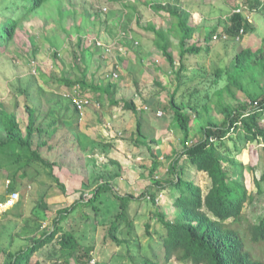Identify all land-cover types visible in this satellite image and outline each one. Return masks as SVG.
<instances>
[{
    "label": "crops",
    "instance_id": "0c3cea01",
    "mask_svg": "<svg viewBox=\"0 0 264 264\" xmlns=\"http://www.w3.org/2000/svg\"><path fill=\"white\" fill-rule=\"evenodd\" d=\"M244 1L81 0L77 3L80 9H85L86 17L83 20L86 21V18L89 17L88 24L95 29L90 34L93 36L92 38L81 35L73 42L74 40H70L68 35L67 38L61 40L64 48L52 49L47 60L38 62L30 57L26 63L21 60L14 61L17 68L16 74L19 75L14 79L25 80L26 85H21L23 89H19V91L16 88L12 91L9 87L4 96L0 91V103L7 100L11 93L21 94L29 90L27 94L30 96H26L25 101L29 108L35 110L36 129L38 130L36 134L45 131L43 134L49 137L47 141L41 140L35 147L33 143V150L46 148V150L56 151L62 155L73 152L82 155L85 159L83 171L85 169L87 171L83 172V175L80 174L79 168H74L65 171L66 174L61 172V178L58 177L65 196H84L86 193H93L98 185L110 183L112 194L119 196L120 188L126 192L120 195L121 197H132L136 189L146 186L147 193L148 191L156 193L154 200L161 194L162 197L159 200L161 203L167 195L170 197V193L173 191L178 193V190L171 185H166L159 191L156 181L169 180L167 183H170L175 177H180L185 181L200 179L198 181L201 186L204 183L207 184L206 176L197 172L193 167L194 171L189 169L186 156H182L185 143L183 134L175 122L174 110L170 104L171 98L174 96L167 97L170 91L169 82L173 77L177 79L176 87L171 95H174L178 90V85L186 82L181 79V72L185 69L184 63L177 62L175 58L183 60L188 56L201 57L202 59L215 57L217 62L214 66H217L221 58L224 57L219 51L220 48L227 46V55L231 54V37L225 33V30L230 26V17L233 11L243 6ZM103 8L107 9L106 13H101ZM66 9V6L58 8V17H60V12ZM69 10L66 12L68 15L71 12ZM247 13L243 15L254 27L253 13ZM94 16L99 21H106V23H103L102 26L99 24V28L95 27L97 19L94 20ZM103 17L104 19H102ZM179 17L187 18L185 27L187 30L193 31L192 38L186 40L184 48L194 45L202 49L199 54L181 56V39L185 28L179 27ZM61 32L58 31L56 34ZM218 33L227 34L229 40L219 41L220 43L211 41V36ZM123 34L126 35L125 38H123ZM159 34L161 35L159 36ZM58 37L60 38L59 35ZM69 41L72 42L69 43ZM86 41H90L89 43L92 45H85ZM95 41L108 47L110 52L105 53L103 49L96 47ZM136 42L137 46H135ZM163 48L166 49V54ZM119 49H123V51L121 52ZM61 50H64V54ZM55 54L60 56L59 63ZM50 56L54 58H50ZM153 58H158L159 63H154ZM49 60L53 64L51 70L58 74V79L55 78L52 85H43L45 81L38 82L37 79L40 73L45 72V64ZM196 60L199 61V59ZM179 65L178 73L174 74ZM204 65L207 69L211 68L209 61ZM201 68L200 65L191 64L190 67L187 66V74H198L204 70ZM217 71H221L222 76L228 73L221 70V67H218ZM114 72L118 75L117 79L110 77ZM179 76L181 77L179 78ZM33 78L35 85H27ZM215 86L217 93L228 85ZM72 92H78L81 97L91 101V105L85 109L82 115L75 110L73 101L64 96L66 93ZM180 100L181 98L177 97L175 102L181 104ZM34 103H39L36 108L33 107ZM96 103L99 104V107L95 106ZM124 103H132L135 110H126ZM41 105L47 110L42 115L40 114L43 109ZM187 109L184 110V113L188 111ZM158 112H161L162 115L157 116ZM197 114L199 113H196L199 118ZM39 115H41V119ZM191 123L189 138L185 142L193 140L192 134L196 136L191 131ZM138 126L142 136L136 134ZM200 130L196 131L198 136L201 134ZM36 138H39V135ZM261 142L262 140L259 139V142L254 143V146L257 147L261 144L263 146ZM105 149H108L110 153H106ZM107 157L110 158L108 163ZM42 158L44 157L42 156ZM52 163L55 164V162ZM59 165L57 163V166L61 167ZM111 165L118 169L117 173L113 174L115 175L114 179H110L113 176L110 173L105 175L99 173L102 168L106 170L112 168ZM148 165H152L150 170L154 166L157 170L163 169L168 177L153 175L154 178L158 177L157 180L152 177L151 181L147 182L146 180L131 182L126 179L130 178L129 174H135L134 168L146 169ZM119 170L123 171V174ZM90 180L92 186L87 189L86 183ZM113 186L116 187L113 188ZM13 187H15V191H18L15 185ZM73 212L68 214L66 219Z\"/></svg>",
    "mask_w": 264,
    "mask_h": 264
},
{
    "label": "rangeland",
    "instance_id": "374dc122",
    "mask_svg": "<svg viewBox=\"0 0 264 264\" xmlns=\"http://www.w3.org/2000/svg\"><path fill=\"white\" fill-rule=\"evenodd\" d=\"M79 1L81 0H50L38 12L29 15L19 25L14 41L7 45L0 44V91H2L1 94L3 96L6 95L7 88L9 87L12 91H14V88L19 91V89H23L21 85H26L25 80L20 79L18 81L14 79L19 77V75L16 74L17 68L14 65V61L21 60L26 63L27 59L30 57L38 62L47 60L48 54H50L52 49H58V47L61 49L64 48L62 47L61 40L67 38L68 35L70 40H74L73 42L81 35L90 38L93 37L90 36V34L94 32L95 29L88 24L89 17L86 18L87 22L83 20L86 17L85 9H80L77 3ZM24 4L28 6L30 1H24ZM64 6H66L67 9L60 12V17H58V8L61 9ZM75 6L77 7L74 8ZM242 7L246 6L243 5ZM68 9L71 11L69 15L66 13ZM247 11L249 12L250 10L247 9ZM252 13V18L255 23L254 32L248 35L245 34V37L243 39L241 38L238 42L231 40V56L227 55V46L220 48L219 51L224 57L221 58L217 66H214L217 62L215 57L212 59H202L201 57L195 58V56H188V58L183 60L175 58L177 62L179 61L181 64L182 62L184 63L185 69L181 72L182 77L179 76V78L181 77V79L186 80V82L178 85V90L175 91L174 95H171V92L176 87L175 83L177 80L173 77L172 81L169 82L170 91L167 97L170 98V96H174L175 100L179 97L181 98L180 101L185 103L189 108L186 113H188L191 118V131L196 134V136L192 134L191 138L193 137V140H191V144L202 139V134L198 136L196 131L201 129L200 125L202 126V122L204 123L208 119L205 114V108L207 109L209 117H211L215 123L220 124L223 122L224 118L218 105H225L232 108L246 106L244 102V100L247 99L246 97H248V99H254L259 96L262 89H264V79L262 77H257L259 81V83H257L252 82L251 77L253 76L249 75L242 78L244 92L231 87V91L234 95L233 97H231L227 91L220 89L223 93L221 100H219L221 92L216 93L217 90L215 89V85H221L222 87L228 85L229 82L237 78V75L233 71V66L234 55L238 51L249 46L253 50L261 47L264 38V16L255 11H251V14ZM23 14L24 9L21 2H16V0H0V32L7 27L8 20L18 19ZM95 19H97L96 16H94V20ZM102 19H104V17ZM103 23H106V21H99L97 19V26L95 27L99 28ZM57 30L62 31L58 34L60 38L56 34V32H58ZM71 42L72 41H69V43ZM89 42L90 41H86L85 45H92V43ZM61 52L64 54V50H61ZM55 55L59 63L60 56L59 54ZM50 58L54 57L50 56ZM196 59H199V61ZM207 61L211 64L210 69H207L204 65ZM191 64L195 66L200 65L202 66L201 69L204 70L201 71L200 69V73L188 75L187 66L190 67ZM45 65V72L39 74L37 81H45L43 85H52L54 84L53 81L55 78L58 79V74L51 70L53 64H51L50 60L47 61ZM179 67L180 65L174 74L178 73ZM218 67H221V70L228 73L218 77ZM33 81L34 78L29 81L31 84L29 83L27 85H35ZM28 92L29 90L23 92L24 94L11 93V96L9 95L7 100H3L2 103H0V113L1 111L14 113L23 132L27 125V112L25 108L28 106L25 98L26 96H30L27 94ZM38 104L39 103H34L33 107L35 106L36 108ZM42 108L43 109L40 111L41 115L47 111L45 107L42 106ZM199 112L203 117L202 121L196 116V113ZM41 115H39L40 119ZM261 125L264 126V120L261 122ZM35 128H37V122ZM44 132L34 135V147L36 144H39L41 140L43 142L48 140L49 137H46L45 134H43ZM199 132L202 133L201 130ZM38 135L39 138H36ZM0 136L5 138L1 121ZM56 140L57 138L55 137V141ZM239 142L234 140L226 145L229 150L227 149L225 154L229 157L225 156L224 158L230 164L232 163L231 165L227 164L231 169L234 168L233 164L239 165L240 163L242 165L241 167L239 166L240 168L237 169V172L243 173L246 189L248 192L254 194L256 188L253 181L255 179L258 180L264 173V162L262 160L263 146L261 144L256 147L254 143L250 142L248 144L243 140ZM261 143H263V141ZM105 152L110 153L108 149H105ZM38 153L40 155L42 154L47 161L55 162L56 166L48 168L41 162L32 160L26 150L17 148L13 145L0 148V198L8 195L11 191L10 188L14 185L17 187L16 190L20 193V200L15 208L0 215V249L2 251H0V264H10V258L7 253H15L21 249L32 246L34 241L44 234L50 233L54 229V219L57 216V211L68 208L75 200L80 199V196H65V191L57 185V180L61 178V172L66 174L65 171H68V169L79 168L80 174L83 175L87 171V169L83 171L85 166V159L83 156L73 152L62 155L56 153V151L52 152V150H46V148H41ZM109 160L110 158L107 157V163ZM57 163H59L61 167H58ZM143 164L145 165L146 163ZM63 165L64 167H62ZM111 167L112 168L107 170L102 168L99 170V173H104V175L109 173L113 175L114 172L117 173L118 169L115 168L116 166L114 167L111 165ZM188 167L189 169H192V167L195 168L190 163ZM61 168L64 169L62 170ZM151 168L152 165H148L146 169L140 167L134 168L135 174L130 175L128 173L130 178L127 177L126 179L128 181L131 180V182L145 180L147 182L151 181L153 175L168 177L167 174L163 172V169L157 170L156 168L152 174L149 173ZM192 171L194 170L192 169ZM119 172L123 174V171L119 170ZM125 174L126 173H124V176H126ZM114 178L115 175L110 177V179ZM198 180L196 181L201 186ZM7 182H9V184ZM90 182L91 180L86 183L87 189L92 186ZM261 185L263 188L262 194H255L253 203L247 204L243 211L248 222L255 223L259 217L264 215V183ZM116 186H113V188ZM207 186L206 183L201 186L203 193L207 190ZM145 187L146 186L139 187L134 191L135 194L132 196L134 200H131L128 204L126 218L120 221V228L116 234L120 241L119 244L111 241L108 236L110 224L115 220L116 215L121 213L120 202L114 198L116 195H114V193L112 194L111 191L102 194L100 200L95 203L98 207V213H95L92 206L90 207L84 204L91 198L92 192H89L82 196L83 202L81 203L83 204L78 206L76 210L61 223V227L65 232L72 233L76 236L78 242L82 246L81 252L72 255L64 254L58 243V237H56L50 244L40 249L32 256L31 264H35L36 262L39 264H144L146 259L158 260L162 263L161 238L165 234V228L159 222L157 213L164 214L167 220L173 221L176 212L172 205L178 193L177 191H173L169 194L170 197L167 195L166 199L161 203H157L155 199L154 203L158 207L157 208L153 205L151 200V198H155L154 196H156V193H153V191H148L147 193ZM118 193L120 196L126 192L120 188V192ZM151 195L154 196L152 197ZM146 225H148V228ZM249 248L252 250L255 257L264 260V250L261 247L250 244ZM86 251H89L88 254ZM168 264L179 263L170 261Z\"/></svg>",
    "mask_w": 264,
    "mask_h": 264
},
{
    "label": "trees",
    "instance_id": "16d2710c",
    "mask_svg": "<svg viewBox=\"0 0 264 264\" xmlns=\"http://www.w3.org/2000/svg\"><path fill=\"white\" fill-rule=\"evenodd\" d=\"M24 1H30V4L27 6ZM49 1L16 0V2L22 3L24 14L18 19L8 20L7 27L0 32V44L7 45L12 42L19 25L29 15L38 12ZM243 3L250 10L249 12L255 11L264 16V1L245 0ZM186 19L179 17L178 21L179 27L185 28L181 39V56L186 54L197 55L201 52V48L194 45L184 48L186 40L191 39L193 34L192 30H187L185 27ZM241 29L246 35L254 32V27L248 23L243 14H232L230 26L227 27L225 33L233 40ZM163 51L166 54L165 48H163ZM233 71L237 78L229 82L228 86L224 88L225 90L223 89L231 97L234 96L231 87L244 92L242 78L245 76H253L251 77L252 82L257 83H259L257 77L264 79V38L261 47L258 49L253 50L251 47H246L235 54ZM221 75L222 72L217 71V76L221 77ZM223 91H221L219 100L222 98ZM249 99L256 103V106L251 109L247 106L232 108L218 105L224 118L220 124L215 123L209 117L205 108L208 119L201 126L202 139L187 146L185 141L189 138L191 119L187 113H184V110L188 107L183 102L177 104L174 97L171 98L170 104L174 110V119L178 129L183 134L185 143L182 156H186L188 162L195 167L197 172L206 176L208 186L203 193L196 180L185 181L180 177H175L170 183H167L169 180L156 181L159 191L165 188L166 185H171L178 190V196L174 199L172 205L176 215L173 221H170L166 219L164 214L157 213L159 222L165 228V234L161 238L163 261L160 263L158 260L146 259L144 264H168L170 261L179 264H264V260L255 257L249 248L250 244H254L264 250V215L259 217L255 223H252L247 221L243 213L245 206L253 203L255 194H262L261 184L264 183V173L258 180L253 181L256 188L253 194L246 189L243 173L237 172V169L242 165L240 163L239 165L233 164L234 168L231 169L227 164L231 165L232 163L230 164L224 158L225 156L229 157L225 152L228 149L226 145L231 141L237 140L239 142L243 140L249 144L250 142L258 143L261 139L263 141L262 160L264 162V126L261 125L264 120V89H262L259 96ZM124 107L126 110H135L132 103H124ZM25 109L27 112V125L24 132L20 128L14 113L1 111L0 120L5 138L0 136V148L9 145L16 146L26 150L32 160L39 161L46 167L52 168L55 166L54 163L42 158L38 150H33V137L38 132L35 128L36 114L34 109L29 107ZM197 115L202 120L203 117L200 112ZM231 129L233 132H231ZM136 134L142 136L139 126ZM209 139L214 141L210 142ZM155 168L156 166L150 171L151 174ZM57 185L63 189L58 180ZM10 190V192L15 191V187H11ZM110 191V183L98 185L91 198L84 204L92 206L95 213H98V207L95 203L100 200L102 194ZM115 198L120 202L121 213L116 215L115 220L110 224L108 236L111 241L119 244L120 241L116 234L120 228V221L125 220L128 204L134 199L131 196H116ZM151 200L155 205L154 199L151 198ZM81 202H83L82 195L79 200L74 201L68 208L58 210L54 219V229L34 241L32 246L15 253H7L10 264H31L32 256L50 244L56 237H58V243L64 254L80 253L82 246L76 236L65 232L61 227V223L68 214L83 204ZM146 227L148 228V225ZM88 252L86 251L87 254ZM35 264L39 263L36 262Z\"/></svg>",
    "mask_w": 264,
    "mask_h": 264
},
{
    "label": "built area",
    "instance_id": "2783aa9c",
    "mask_svg": "<svg viewBox=\"0 0 264 264\" xmlns=\"http://www.w3.org/2000/svg\"><path fill=\"white\" fill-rule=\"evenodd\" d=\"M107 12V9L106 8H103L101 13H106ZM247 9L246 7H239L237 9H235L233 11V14H244V13H247ZM247 21L249 22V19H247ZM244 31L241 29L238 33L237 36L234 37V41L238 42L241 40V38H243L244 36ZM126 35L123 34V38H125ZM229 40V36L227 34H213L211 36V41L213 42H219V41H227ZM95 45L96 47H99L101 49L104 50L105 53H109L110 52V49L106 46H104L101 42H98V41H95ZM138 43L136 42L135 43V46H137ZM119 51H123V49H119ZM154 59V63L158 64L159 63V59L158 58H153ZM111 78L113 79H117L118 78V75L117 73H111L110 75ZM66 98L68 99H71L73 101V104H74V108L75 110L78 112V114L82 115L85 111V109L87 107H89L91 105V101L88 99V98H83L81 97L78 92H72V93H66L64 95ZM245 102V105L251 109L252 107L256 106V103L253 102L251 99H245L244 100ZM96 107H99V104L96 103L95 104ZM162 113L161 112H158L157 113V116H161ZM231 132H233V130L231 129ZM210 142H213L214 140L213 139H209ZM187 146H190L192 145L190 142H186ZM158 177H155L154 179L157 180ZM9 184V182H7ZM161 194L158 195L157 199H156V202L159 203V200L161 199ZM20 200V193L18 191H13V192H10L8 195H6L2 200H0V215H3L5 213H7L8 211L12 210L13 208H15V206L18 204Z\"/></svg>",
    "mask_w": 264,
    "mask_h": 264
}]
</instances>
